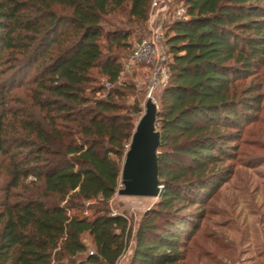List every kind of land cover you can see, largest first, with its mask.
<instances>
[{"label": "trees", "instance_id": "trees-1", "mask_svg": "<svg viewBox=\"0 0 264 264\" xmlns=\"http://www.w3.org/2000/svg\"><path fill=\"white\" fill-rule=\"evenodd\" d=\"M181 1L157 116L164 191L134 233L109 201L141 111L120 80L128 26L152 0H0V264H117L132 239L128 264H186L262 111L264 0Z\"/></svg>", "mask_w": 264, "mask_h": 264}, {"label": "rangeland", "instance_id": "rangeland-1", "mask_svg": "<svg viewBox=\"0 0 264 264\" xmlns=\"http://www.w3.org/2000/svg\"><path fill=\"white\" fill-rule=\"evenodd\" d=\"M162 1L165 6L160 10H153L151 6L145 25L128 26L134 31L130 39L135 44L147 33H154L158 29H162L166 35L167 27L175 19L182 1ZM131 54L123 60L120 80L134 85L133 89H129L127 100L131 105H139L141 111L135 114L138 122L145 112L148 99V69L131 62ZM256 82L261 84L264 96V65ZM22 89L17 90L21 96L24 95ZM162 89L159 87L154 93L158 109ZM3 161L4 157L0 156V164ZM234 163L232 178L204 205L202 225L189 243L186 264H264V102L258 121L250 125L243 136ZM33 179L30 177L28 181ZM119 188H122V182ZM3 198L4 191L0 188V201ZM159 198L128 196L117 192L109 201V208L114 214L127 216L135 233L142 216L154 207ZM191 210L197 213L201 209L192 207ZM81 214L92 215L91 211ZM84 241L89 246V253L94 250L88 235L84 236ZM133 247L132 239L119 264H128Z\"/></svg>", "mask_w": 264, "mask_h": 264}, {"label": "water", "instance_id": "water-1", "mask_svg": "<svg viewBox=\"0 0 264 264\" xmlns=\"http://www.w3.org/2000/svg\"><path fill=\"white\" fill-rule=\"evenodd\" d=\"M138 121L128 146L122 170V188L118 193L128 196L160 197L164 185L159 178L157 130L158 105L151 98Z\"/></svg>", "mask_w": 264, "mask_h": 264}, {"label": "built area", "instance_id": "built-area-1", "mask_svg": "<svg viewBox=\"0 0 264 264\" xmlns=\"http://www.w3.org/2000/svg\"><path fill=\"white\" fill-rule=\"evenodd\" d=\"M179 5L174 16L175 19H187V7L183 3ZM151 6L153 10H160L165 5L162 0H152ZM165 40L166 35L162 29H158L154 33H147L135 44L131 54V62L136 65H144L148 69L146 76L148 83L147 97L148 99L151 98L154 102L155 91L159 87H164L170 77V57ZM90 253L92 254L93 251L91 250Z\"/></svg>", "mask_w": 264, "mask_h": 264}, {"label": "bare ground", "instance_id": "bare-ground-1", "mask_svg": "<svg viewBox=\"0 0 264 264\" xmlns=\"http://www.w3.org/2000/svg\"><path fill=\"white\" fill-rule=\"evenodd\" d=\"M146 109H147V108H146V106H145V111H146ZM144 113H145V112H144Z\"/></svg>", "mask_w": 264, "mask_h": 264}]
</instances>
